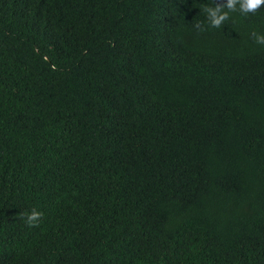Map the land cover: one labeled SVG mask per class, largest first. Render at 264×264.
Returning <instances> with one entry per match:
<instances>
[{"label": "trees", "instance_id": "16d2710c", "mask_svg": "<svg viewBox=\"0 0 264 264\" xmlns=\"http://www.w3.org/2000/svg\"><path fill=\"white\" fill-rule=\"evenodd\" d=\"M205 4L0 0V264H264V6Z\"/></svg>", "mask_w": 264, "mask_h": 264}, {"label": "clouds", "instance_id": "9594fccd", "mask_svg": "<svg viewBox=\"0 0 264 264\" xmlns=\"http://www.w3.org/2000/svg\"><path fill=\"white\" fill-rule=\"evenodd\" d=\"M264 6V0H224L222 4H216L215 0H210V4L204 5L206 20L211 28H220L221 25L230 18V13L239 12L241 15H248ZM197 29L203 30L200 23L195 25ZM254 43L264 46V33L252 32ZM44 213L33 208L30 212L22 214L25 224L28 227H37L41 222Z\"/></svg>", "mask_w": 264, "mask_h": 264}]
</instances>
